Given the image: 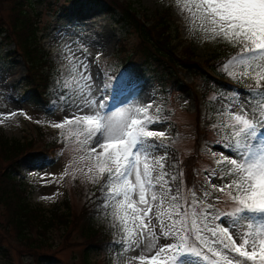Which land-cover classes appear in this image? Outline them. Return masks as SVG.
Listing matches in <instances>:
<instances>
[{
  "label": "snow or ice",
  "instance_id": "6c2138e0",
  "mask_svg": "<svg viewBox=\"0 0 264 264\" xmlns=\"http://www.w3.org/2000/svg\"><path fill=\"white\" fill-rule=\"evenodd\" d=\"M175 6L190 35L235 50L220 70L239 87L210 98L219 104L211 130L220 151L205 148L211 167L202 183L186 187L166 132L157 130L163 120L154 100L114 102L122 87H135L134 74L122 73L114 86L106 77L97 95L87 48L69 49L53 89L60 91L50 110L64 116L50 126L61 154L69 145L74 153L61 179L79 173L81 183L99 186L98 209L119 232L118 264H264V0Z\"/></svg>",
  "mask_w": 264,
  "mask_h": 264
},
{
  "label": "rangeland",
  "instance_id": "374dc122",
  "mask_svg": "<svg viewBox=\"0 0 264 264\" xmlns=\"http://www.w3.org/2000/svg\"><path fill=\"white\" fill-rule=\"evenodd\" d=\"M34 16L38 15L37 24L40 29L41 44L49 53V65L52 72L49 91L52 100L57 99L60 90L53 91L56 88V81L61 79L60 72L64 69L66 61L65 56L69 54V49L87 48L89 63L92 65V75L97 86V95L99 89L103 88L106 77H111L110 82L115 83V78L123 73L127 76L123 66L125 57L135 47L138 38L135 34L127 35L123 26L118 22V15L108 14L100 6L91 3L89 0H80L77 3H65L66 0H34ZM134 6L141 12L148 15L156 11H164L171 7L172 20L171 29L179 34L183 41V48L190 45L194 50V60L204 62L220 47H225L229 54L235 52L234 49L222 43L204 42L202 37L190 35L185 21L178 14V8L175 6V0H130ZM19 1L0 0V14L7 21L11 15L12 6ZM66 4V5H65ZM171 5V6H170ZM125 41L127 43L126 54L119 53V44ZM100 53L99 61L95 58ZM79 56L81 53L76 52ZM98 64V67H97ZM26 64L21 54L16 53L15 43L5 41L0 37V119L4 123L0 128L12 139L24 140L33 138L42 131L51 133L56 138L59 130L50 126V122H56L63 119L64 113L60 111H51L50 107L44 103H38L29 98L25 93ZM186 81H192L189 72H185ZM195 82H199L195 80ZM135 87H122L117 94L116 101L121 99L124 103H135L146 105L150 100H154V108L159 106L161 109L160 117L163 120L162 125L157 130L165 131L166 138L172 139V144L178 149L182 156L194 155L195 179L191 182L193 185L202 183L207 174L204 169L211 167V163L205 154V148H211L212 151L219 153L220 149L212 147L216 136L211 130V125L217 122L216 110L219 107L218 102H210V98L223 93H230L239 85L227 83L228 89L210 91L205 95H196L192 91L186 93L181 90L171 91L168 88L158 85L147 72V76L136 79ZM201 83V82H200ZM112 91L111 89L109 90ZM202 91V87L200 89ZM187 102V103H185ZM23 110L31 119L19 114ZM17 112L12 118H6V114ZM199 113V114H198ZM155 114V113H154ZM211 116V119L209 117ZM40 121V123H37ZM201 126V128H200ZM205 129H202V128ZM199 129V130H198ZM201 132H205L204 136ZM49 136V135H48ZM56 136V137H55ZM58 144H60L58 142ZM71 145L68 148H57L58 152H44L41 143H37L32 148L31 153L24 155L20 160L21 170L24 177L23 182L31 191L28 202L33 206L51 207L56 201L68 197L73 211H80L85 204L88 189L93 184L81 183L80 174L72 179L71 175L61 174L65 171V166L73 159L74 153L71 151ZM43 150V151H40ZM157 156L164 155L163 150L156 153ZM72 169H69L71 172ZM187 172V170H186ZM53 176L55 181L53 182ZM43 177V179H41ZM219 183L218 181H212ZM46 185V186H42ZM55 194V195H53ZM42 196H52V200H41ZM6 221L3 210L0 211V223ZM76 233V232H75ZM82 239L77 235L66 240L60 232H54L52 237L53 248L49 254H53L52 259H46L44 256L40 264H83ZM10 248L14 264H37V261L27 252H21V245L15 240L13 234H8L4 241ZM138 253H129V256ZM104 254L92 252L91 261L97 264H103ZM114 264H118L116 256Z\"/></svg>",
  "mask_w": 264,
  "mask_h": 264
},
{
  "label": "trees",
  "instance_id": "16d2710c",
  "mask_svg": "<svg viewBox=\"0 0 264 264\" xmlns=\"http://www.w3.org/2000/svg\"><path fill=\"white\" fill-rule=\"evenodd\" d=\"M17 1L19 2L12 6L8 21L0 14V37L14 42L16 53L21 54L25 61L26 95L38 103L49 104L52 100L49 91L52 77L50 56L41 44V32L36 21L39 17L33 14L35 1ZM79 1L66 0L65 3ZM89 1L108 14L118 15V22L126 34L133 33L138 38L135 47L125 57L123 68L126 73L134 74L136 79H140L150 72L151 78L158 85L171 91L181 90L183 93L192 91L196 95H205L210 91L228 89L227 81L231 78L220 69L221 61L227 60L229 52L225 47L218 46L206 61L194 60L193 48L190 45L183 48L179 34L171 29V7L148 15L139 11L130 0ZM126 52L127 43L122 41L119 53ZM185 72L191 74L192 81H186ZM47 133L42 131L35 137L22 141L9 138L0 128V211L3 210L6 217L4 224L0 223V264H14L10 248L4 242L8 234L14 235L21 245L20 251L33 256L37 264H40V259L44 256L52 259L53 254H49V251L53 248L54 232H60L66 240L77 233L82 239L83 264H97L91 261V254L95 251L104 254L103 264H112L111 257L116 256L119 251L112 242L119 238V232L110 228L109 222L98 209V185L88 189L85 204L80 211H73L67 196L49 208L33 206L28 202L31 191L22 180L24 174L20 160L31 153L37 143L42 144L45 153L49 150L58 152L57 148H62L61 143L58 144L57 139L50 132L49 136ZM201 133L205 135V132ZM164 142L170 145L168 151L173 161H178L179 167L183 169L187 187L195 179V156H182L172 144L171 138H166Z\"/></svg>",
  "mask_w": 264,
  "mask_h": 264
},
{
  "label": "bare ground",
  "instance_id": "6f19581e",
  "mask_svg": "<svg viewBox=\"0 0 264 264\" xmlns=\"http://www.w3.org/2000/svg\"><path fill=\"white\" fill-rule=\"evenodd\" d=\"M120 101H121V99H118V100H117V102H120Z\"/></svg>",
  "mask_w": 264,
  "mask_h": 264
}]
</instances>
